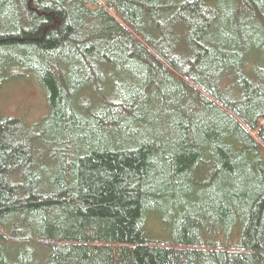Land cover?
Wrapping results in <instances>:
<instances>
[{
    "label": "trees",
    "instance_id": "obj_1",
    "mask_svg": "<svg viewBox=\"0 0 264 264\" xmlns=\"http://www.w3.org/2000/svg\"><path fill=\"white\" fill-rule=\"evenodd\" d=\"M18 77L0 264H264V0H0Z\"/></svg>",
    "mask_w": 264,
    "mask_h": 264
},
{
    "label": "rangeland",
    "instance_id": "obj_2",
    "mask_svg": "<svg viewBox=\"0 0 264 264\" xmlns=\"http://www.w3.org/2000/svg\"><path fill=\"white\" fill-rule=\"evenodd\" d=\"M46 110L44 92L34 79L18 77L0 83V115L17 116L28 122H33L38 120ZM151 218L148 222L151 233L156 232L158 238H167L166 230L159 231V227L155 223L156 220ZM159 225H164V221L160 218Z\"/></svg>",
    "mask_w": 264,
    "mask_h": 264
}]
</instances>
